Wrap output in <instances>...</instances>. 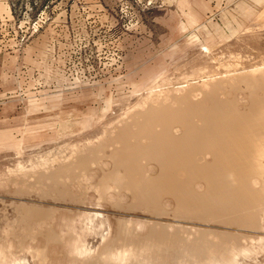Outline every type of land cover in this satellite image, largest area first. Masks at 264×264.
Here are the masks:
<instances>
[{"label": "rangeland", "instance_id": "374dc122", "mask_svg": "<svg viewBox=\"0 0 264 264\" xmlns=\"http://www.w3.org/2000/svg\"><path fill=\"white\" fill-rule=\"evenodd\" d=\"M140 263L264 264V0H0V264Z\"/></svg>", "mask_w": 264, "mask_h": 264}, {"label": "bare ground", "instance_id": "6f19581e", "mask_svg": "<svg viewBox=\"0 0 264 264\" xmlns=\"http://www.w3.org/2000/svg\"><path fill=\"white\" fill-rule=\"evenodd\" d=\"M159 146H160V145H159ZM166 146H167V144H166ZM172 147H173V146H172ZM176 147H177V146H176ZM162 148H164V147H162ZM177 148H178V147H177ZM139 149H140V148H139ZM142 149H143V151L141 150V152H144V148H142ZM151 149H152V148H151ZM158 149H159V148H158ZM174 149H176V148L174 147ZM178 149H179V148H178ZM149 150H150V148H149ZM165 150H166V149H165ZM165 150H164V153H165ZM169 150H170V148H169ZM131 151H132V150H131ZM153 151H154V154H155L156 151H155V150H153ZM167 151H168V150H167ZM136 152H137V151H136ZM136 152H135V149H134L133 154H134V153L136 154ZM150 152H151V151H150ZM157 152H158V150H157ZM124 153H125V152H124ZM130 153H132V152H130ZM130 153L127 152L125 155H130ZM137 153H139V151H138ZM147 153H148V152H147ZM151 153H152V152H151ZM166 153H167V152H166ZM135 154H134L133 156H135V157H136V156H140V154H139V155H135ZM142 154H143V153H142ZM167 154H168V153H167ZM121 155H122V154H121ZM149 155H150V154H149ZM123 156H124V155H122V157H123ZM130 156H131V157H130ZM130 156H129L130 159H132V158H133L132 155H130ZM141 156H142V155H141ZM144 156H145V154H144ZM126 157H127V156H126ZM129 157H128V158H129ZM149 157H150V156H149ZM153 157H154V156H153ZM136 158H137V157H136ZM161 159H162V158H161ZM170 160H171V159H170ZM172 160H173V158H172ZM126 161H127V160H126ZM176 161H177V160H176ZM127 163H128V162H127ZM162 163H164V161H162ZM178 163H179V162H178ZM130 164H131V161H130ZM130 164H129V165H130ZM129 165H128V166H129ZM131 165H133V162H132ZM131 165H130V166H131ZM135 165H136V163H135ZM133 171H134V170H133ZM162 178H163V177H162ZM141 180H143V179H140L139 181H141ZM156 180L158 181V179H156ZM166 180H169V179H166ZM164 181H165V180H164ZM169 181H170V182H169ZM169 181H166V182H167V183H168V182L171 183V180H169ZM142 182H144V181H141V183H140V182H138V183L142 184ZM138 183L136 182V184H138ZM145 183L147 184V182H145ZM145 183H144V185H145ZM151 183H154V182H151ZM157 183L159 184V181H158ZM161 183H162V182H161ZM167 183H166V184H167ZM169 183H168V184H169ZM172 183H174V182H172ZM172 183H171V184H172ZM136 184H135V186H136ZM162 184H163V183H162ZM166 184H165V186H166ZM144 185L142 184V185H140V187H138V188H140L141 190L145 191L144 189H145L146 187H145ZM154 185H157L156 182L154 183ZM137 186H139V185H137ZM152 186H153V185H152ZM152 186H150V187L153 189ZM161 186H162V185H161ZM171 186L174 187V186H176V184H175V185L173 184V185H171ZM171 186H170V187H171ZM147 187H148V186H147ZM150 187H149V189H151ZM154 187H156V186H154ZM167 187H168V185H167ZM170 187H169V188H170ZM157 188H158V187H156V192H157V190H158ZM159 188L161 189L160 184H159ZM175 188H177V186L174 187L173 189H175ZM147 189H148V188H147ZM152 189H151V192H153ZM154 189H155V188H154ZM167 189H168V188H167ZM179 190H180V189H179ZM143 191H142V193H143ZM147 191H148V190H147ZM147 191H146V192H147ZM144 193H145V192H144ZM149 194H150V193H149ZM182 202H183L184 204H183V203H181V204H183V205H185V206H188V207H189L191 204H196V203H197V202H195L194 200H193V201H192V200H185V201L183 200ZM208 202H209V201H208ZM206 204H207V203H206ZM204 205H205V204H204ZM204 205H203V206H204ZM207 205H208V204H207ZM207 205H206V206H207ZM204 236H205V235H204ZM199 237H200V236H199ZM144 248H145V247H144ZM132 251H133V250H132ZM146 263H147V262H146ZM140 264H141V263H140ZM142 264H143V263H142Z\"/></svg>", "mask_w": 264, "mask_h": 264}]
</instances>
